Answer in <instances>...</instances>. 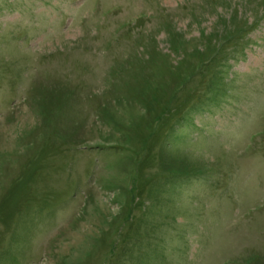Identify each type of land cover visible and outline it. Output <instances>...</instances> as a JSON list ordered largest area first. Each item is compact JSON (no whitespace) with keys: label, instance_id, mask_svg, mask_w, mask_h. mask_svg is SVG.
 <instances>
[{"label":"rangeland","instance_id":"1","mask_svg":"<svg viewBox=\"0 0 264 264\" xmlns=\"http://www.w3.org/2000/svg\"><path fill=\"white\" fill-rule=\"evenodd\" d=\"M0 264H264V0H0Z\"/></svg>","mask_w":264,"mask_h":264}]
</instances>
